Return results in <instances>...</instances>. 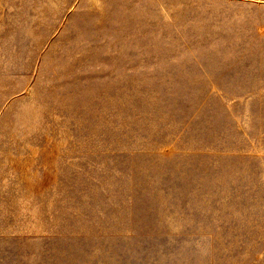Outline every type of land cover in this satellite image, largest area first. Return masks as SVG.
Listing matches in <instances>:
<instances>
[{
    "label": "rangeland",
    "instance_id": "374dc122",
    "mask_svg": "<svg viewBox=\"0 0 264 264\" xmlns=\"http://www.w3.org/2000/svg\"><path fill=\"white\" fill-rule=\"evenodd\" d=\"M0 264H264V0H0Z\"/></svg>",
    "mask_w": 264,
    "mask_h": 264
}]
</instances>
